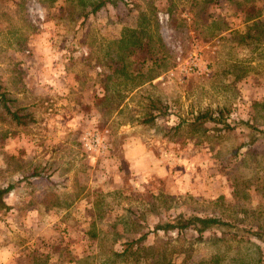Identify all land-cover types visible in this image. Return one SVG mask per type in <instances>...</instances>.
I'll use <instances>...</instances> for the list:
<instances>
[{
    "label": "rangeland",
    "instance_id": "374dc122",
    "mask_svg": "<svg viewBox=\"0 0 264 264\" xmlns=\"http://www.w3.org/2000/svg\"><path fill=\"white\" fill-rule=\"evenodd\" d=\"M100 1L0 0V264H264L247 231H154L264 232V0ZM134 30L160 52L123 62Z\"/></svg>",
    "mask_w": 264,
    "mask_h": 264
},
{
    "label": "trees",
    "instance_id": "16d2710c",
    "mask_svg": "<svg viewBox=\"0 0 264 264\" xmlns=\"http://www.w3.org/2000/svg\"><path fill=\"white\" fill-rule=\"evenodd\" d=\"M115 3L113 2V0H102L99 3H97L93 9H92V13H95L97 11H99L101 8L105 7L107 5V3ZM151 21V20H150ZM138 31L134 30L132 32V36H130V38L128 40L125 39H121V43H122V49H123V62L124 60H127L128 57H130L137 49L142 50H155L156 52H160L159 49H155L153 48V45H155L153 42L151 44V41L153 38H149L150 40H148L149 44H147L144 41L143 37H147L148 38V31L146 30H142L140 31L138 34ZM134 35V42L135 44H132L131 38ZM158 42H162L160 43V46L163 48L165 47L164 43H163V39L161 38V36L158 34V38H157ZM130 45H133L132 47H130ZM147 51V52H148ZM150 52V51H149ZM148 52V53H149ZM151 51L152 55H157L158 53ZM127 53V54H126ZM149 61V58L145 57L143 58L142 65L146 64ZM155 62L158 61V58H155L154 60ZM139 84V86L143 85ZM138 87V86H137ZM1 97L4 100L5 106L8 108L7 105V99L5 97L4 93L0 94ZM9 110V109H8ZM12 116L18 121V123H20L21 118H23L24 116L19 115L17 112H11ZM153 118H147L145 121H151ZM229 116H225L223 109H208L205 112H201L200 114H198L195 119H194V125L195 127H198L200 125H202V123L204 122H213V123H222L225 125V129H235L236 126L232 125L230 122H228ZM244 126H246V128H248L250 130V133L252 135L251 140L248 142V145H252L255 142H257L260 139H264V130L260 129L258 126L250 123V122H244ZM263 133L262 135L260 133ZM18 183L16 184H9L6 187H0V208H5L6 210L10 208V206H8V204L6 203V196L16 187ZM188 228H194L196 231H198L199 233H203L205 231H208L210 229H214V228H219L222 229V232L224 233H230L231 231H234V233H239L241 231H247L249 233H251L252 235H254L256 238L263 240L264 239V232L262 230H247V229H243L240 228L239 226H237L236 224H233L232 222L224 219L223 217L220 216H200V215H190V216H185L184 214H179L177 216V218L175 220H170L166 223H159L156 224V226L154 227V231H159V230H164V231H168L171 229H188ZM234 229V230H233ZM146 235H142L138 241L144 240ZM135 243V241H129L126 244V248L124 249L126 252L130 251L131 253L134 251H132V246Z\"/></svg>",
    "mask_w": 264,
    "mask_h": 264
},
{
    "label": "crops",
    "instance_id": "0c3cea01",
    "mask_svg": "<svg viewBox=\"0 0 264 264\" xmlns=\"http://www.w3.org/2000/svg\"><path fill=\"white\" fill-rule=\"evenodd\" d=\"M228 32L230 33V32H232V29L230 28L229 30H228ZM248 144V143H247ZM253 145V144H252ZM2 253L4 254V256H6L5 258H3L2 256H0V261H1V259L3 260V261H9L10 260V256H12V254H9V252H3L2 251ZM6 264V263H5ZM72 264H74V263H72Z\"/></svg>",
    "mask_w": 264,
    "mask_h": 264
}]
</instances>
